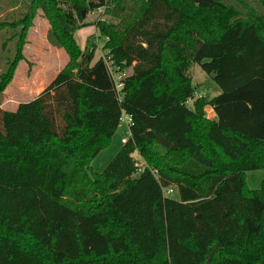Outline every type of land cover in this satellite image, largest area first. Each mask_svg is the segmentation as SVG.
Segmentation results:
<instances>
[{"label":"trees","instance_id":"16d2710c","mask_svg":"<svg viewBox=\"0 0 264 264\" xmlns=\"http://www.w3.org/2000/svg\"><path fill=\"white\" fill-rule=\"evenodd\" d=\"M101 7L113 20L95 23L96 58L95 37L80 49L74 32ZM38 10L69 61L0 109V264H264V179L245 181L264 169V16L242 0H29L0 22L16 38L0 94ZM193 64L221 91L190 107ZM122 110L129 140L93 171Z\"/></svg>","mask_w":264,"mask_h":264},{"label":"rangeland","instance_id":"374dc122","mask_svg":"<svg viewBox=\"0 0 264 264\" xmlns=\"http://www.w3.org/2000/svg\"><path fill=\"white\" fill-rule=\"evenodd\" d=\"M221 1L227 3L232 0ZM242 1L245 7L251 8L256 13L264 16V7L260 5L259 0ZM28 3L29 0H0V22L18 19L25 11ZM104 10L105 8L101 7L84 14L83 23L87 25L74 32V39L80 49L85 47L87 41L91 42L94 40L93 36L95 37L97 44L96 58L104 55L105 51L103 50L104 40L99 37L95 23L99 20H113ZM37 12L26 33L22 58L17 62L12 78L0 94L1 110L13 111L19 103L35 98L41 91L53 83L59 71L69 61V55L63 47L52 46L47 41V34L51 24L41 10ZM12 32L14 31L8 28L0 31V74L4 72L7 62L15 53L16 38L11 41L9 40ZM130 72V69H127L123 72V76L129 75ZM189 74L194 88V99L187 101L188 106L192 107V103L196 98L203 97L208 100L220 93L221 90L217 84L198 64L190 66ZM205 113L208 118L214 119L215 114L210 107H205ZM128 133V128L120 122L111 138L110 144L93 159L91 163L93 171L101 172L105 168L121 148V139L127 136ZM133 157L144 162L137 151L134 152ZM263 179L264 169L246 172L245 181L249 189L259 188ZM170 188L172 192L168 193L166 190H163V193L169 197L178 198L177 188L175 186H171Z\"/></svg>","mask_w":264,"mask_h":264},{"label":"built area","instance_id":"2783aa9c","mask_svg":"<svg viewBox=\"0 0 264 264\" xmlns=\"http://www.w3.org/2000/svg\"><path fill=\"white\" fill-rule=\"evenodd\" d=\"M116 77H117V80H116ZM122 77H123L122 74H114L115 88L117 91H119L122 88V84L120 81ZM120 98L121 96H119V99ZM120 122L123 123L129 130V127L132 124V117L129 114H127L124 110H122L121 115H120ZM129 137H130V131L127 136L121 139V143L125 144L129 140ZM134 160H135L136 166H138L139 169H141L144 166V162H142V160L139 161L137 158H134ZM151 172L155 177L158 176V172L156 169H152ZM163 190H166L168 193L172 192V189L170 187L164 188Z\"/></svg>","mask_w":264,"mask_h":264},{"label":"crops","instance_id":"0c3cea01","mask_svg":"<svg viewBox=\"0 0 264 264\" xmlns=\"http://www.w3.org/2000/svg\"><path fill=\"white\" fill-rule=\"evenodd\" d=\"M213 111V110H212ZM214 119H215V117H214Z\"/></svg>","mask_w":264,"mask_h":264}]
</instances>
